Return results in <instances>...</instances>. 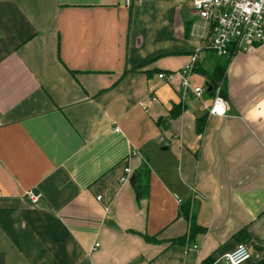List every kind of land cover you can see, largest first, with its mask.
Instances as JSON below:
<instances>
[{
  "label": "crops",
  "instance_id": "obj_1",
  "mask_svg": "<svg viewBox=\"0 0 264 264\" xmlns=\"http://www.w3.org/2000/svg\"><path fill=\"white\" fill-rule=\"evenodd\" d=\"M202 26L191 0H0V264H224L238 244L264 264V43L208 116L177 75ZM218 60L203 50L190 86Z\"/></svg>",
  "mask_w": 264,
  "mask_h": 264
},
{
  "label": "built area",
  "instance_id": "obj_2",
  "mask_svg": "<svg viewBox=\"0 0 264 264\" xmlns=\"http://www.w3.org/2000/svg\"><path fill=\"white\" fill-rule=\"evenodd\" d=\"M130 0H126L128 5ZM191 9L202 22L201 43L189 58V63L177 75L180 76V101L185 103L189 98L200 99L205 93L211 92L210 107H202L208 116L222 118L227 116L229 106L222 96L221 84L208 82L203 88L190 86L189 78L196 69L203 50L211 52L217 59H228L247 47L264 43V0H191ZM159 79L169 80L170 76L158 75ZM208 87L210 91H208ZM119 133V129H114ZM130 171L125 168L122 183L129 179ZM25 198L35 204L38 196L28 191ZM178 203L180 200L175 197ZM97 245H95V248ZM187 252L196 253L197 245L188 246ZM250 258V252L244 244H238L235 250L222 257L224 264H244Z\"/></svg>",
  "mask_w": 264,
  "mask_h": 264
},
{
  "label": "trees",
  "instance_id": "obj_3",
  "mask_svg": "<svg viewBox=\"0 0 264 264\" xmlns=\"http://www.w3.org/2000/svg\"><path fill=\"white\" fill-rule=\"evenodd\" d=\"M233 53L232 51L230 52V55L228 57V59H219L218 63L216 64V67L213 71V76H212V83L213 84H221V86L223 85L224 81H225V76H226V70H227V66L228 63L230 61V59L233 57ZM137 69H134L131 72H136ZM222 90V89H221ZM222 92V91H221ZM181 111L180 107H173V109L171 110V117L175 118L177 116H179V113ZM205 122H206V117L203 116L201 118H199L196 122V129L198 133H202L204 130V126H205ZM133 185L135 187V190L138 192V188L136 186V178H134L133 180ZM188 213H189V206L185 205L184 208L181 210V215L185 218H188ZM202 229L196 227L192 222L190 225V231H189V238H188V243L194 238V236H196L197 234L201 233ZM145 241L147 243H154L156 242L154 238H148L145 237L144 238ZM183 243L185 244V238L181 239V240H175L172 241L171 243ZM213 263V259L211 257H209L208 259H206L202 264H212Z\"/></svg>",
  "mask_w": 264,
  "mask_h": 264
},
{
  "label": "water",
  "instance_id": "obj_4",
  "mask_svg": "<svg viewBox=\"0 0 264 264\" xmlns=\"http://www.w3.org/2000/svg\"><path fill=\"white\" fill-rule=\"evenodd\" d=\"M208 91H210V88L208 87ZM161 121V119H159V122Z\"/></svg>",
  "mask_w": 264,
  "mask_h": 264
},
{
  "label": "rangeland",
  "instance_id": "obj_5",
  "mask_svg": "<svg viewBox=\"0 0 264 264\" xmlns=\"http://www.w3.org/2000/svg\"><path fill=\"white\" fill-rule=\"evenodd\" d=\"M247 49V48H246ZM243 51V50H242Z\"/></svg>",
  "mask_w": 264,
  "mask_h": 264
}]
</instances>
